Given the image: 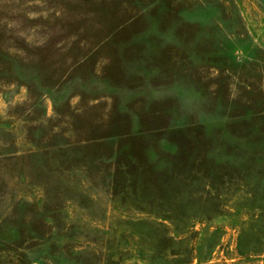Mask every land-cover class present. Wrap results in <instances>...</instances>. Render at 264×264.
<instances>
[{"label": "rangeland", "instance_id": "1", "mask_svg": "<svg viewBox=\"0 0 264 264\" xmlns=\"http://www.w3.org/2000/svg\"><path fill=\"white\" fill-rule=\"evenodd\" d=\"M260 124L264 0H0V264H264V181L185 230L113 189L129 147L192 160Z\"/></svg>", "mask_w": 264, "mask_h": 264}, {"label": "trees", "instance_id": "2", "mask_svg": "<svg viewBox=\"0 0 264 264\" xmlns=\"http://www.w3.org/2000/svg\"><path fill=\"white\" fill-rule=\"evenodd\" d=\"M256 125L252 126L251 133L261 132L260 137L257 134L251 137L249 135L250 139L245 136L235 140L230 138L229 143H222V147L217 145V142L212 143L204 153L200 151L195 153L192 160L180 159L184 150L181 148V139L176 137L171 142L175 150L168 154L156 151L157 159L140 160L132 147L124 152L120 151L116 157L117 168L113 177L114 195L129 200L137 210L145 213H151V206L159 201L163 209L157 215L165 221L173 220L178 230H185L189 223L196 220L204 221V217L208 220L212 219L211 214L221 213L217 210L223 205L219 189H222L227 182L236 179L251 182L250 185H253L254 182L259 184L260 181H264V128L262 124L260 128ZM167 134L174 135L177 131L169 130ZM244 143H247V146H244ZM241 152L245 153L243 158ZM159 154L167 160L162 157L160 160L157 156ZM170 157H177V160H171ZM177 196L179 198L182 196L185 201L176 206L177 212L172 214L170 213L172 211L169 212L167 202L176 200ZM260 202L264 204L263 201ZM261 221H257L254 227H257ZM247 235L243 232L241 236L240 249L243 251L250 250L247 249L244 239ZM256 237L257 233L253 236V240H256ZM159 241L163 244L160 245L162 252L178 259L176 255L181 247L176 246L178 244L175 239L164 235ZM166 255H163L165 262ZM180 257L182 256L179 255Z\"/></svg>", "mask_w": 264, "mask_h": 264}]
</instances>
